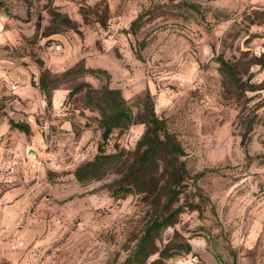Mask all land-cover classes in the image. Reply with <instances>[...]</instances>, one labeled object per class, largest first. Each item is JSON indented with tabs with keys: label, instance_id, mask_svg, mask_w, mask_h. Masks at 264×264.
I'll use <instances>...</instances> for the list:
<instances>
[{
	"label": "rangeland",
	"instance_id": "374dc122",
	"mask_svg": "<svg viewBox=\"0 0 264 264\" xmlns=\"http://www.w3.org/2000/svg\"><path fill=\"white\" fill-rule=\"evenodd\" d=\"M1 1L0 264H125L158 206L144 193L112 194L122 162L100 179L75 171L100 144L129 163L149 97L189 174L182 212L159 243L176 237L192 251L166 264H264V0ZM79 67L110 79L65 75ZM82 83L95 97L120 89L135 123L104 142L86 88L70 94ZM12 111L29 134L9 128Z\"/></svg>",
	"mask_w": 264,
	"mask_h": 264
},
{
	"label": "trees",
	"instance_id": "16d2710c",
	"mask_svg": "<svg viewBox=\"0 0 264 264\" xmlns=\"http://www.w3.org/2000/svg\"><path fill=\"white\" fill-rule=\"evenodd\" d=\"M3 6L0 0V7ZM59 16V14L57 15ZM66 23L71 24L70 19ZM134 21L132 26H135ZM55 33V32H53ZM221 73L231 82L236 80L235 70L223 57H218ZM103 74L108 80L110 74L99 68L79 67L65 72V75ZM50 71L44 69L40 77L39 88L45 95L47 106L52 105V93L48 86ZM86 88V101L93 105L101 114L100 125L102 139L108 140L114 129L121 130L135 123L131 107L122 96L121 90L105 86L99 96H94V89L87 83H82L71 93ZM55 89V88H54ZM148 116L147 129L138 140L131 161L123 160V152L105 153L100 144L99 152L93 160L79 165L75 171L78 180L100 179L110 171L118 168L122 162L123 172L112 189V194L127 195L144 193L152 198L151 203L158 206V211L151 217L137 240L134 251L125 259V264H166V261L181 253L189 254L192 246L189 242L179 243L176 237L171 238L167 244L160 246L161 234L167 227L173 226L182 212L178 206L179 196L186 187L189 178L185 162L181 159L185 151L173 133H170L163 119L155 112L151 98L146 105ZM11 128L18 129L25 134L31 132L30 125L24 121L10 119ZM204 172L196 175L199 179ZM157 258L150 261V258Z\"/></svg>",
	"mask_w": 264,
	"mask_h": 264
},
{
	"label": "crops",
	"instance_id": "0c3cea01",
	"mask_svg": "<svg viewBox=\"0 0 264 264\" xmlns=\"http://www.w3.org/2000/svg\"><path fill=\"white\" fill-rule=\"evenodd\" d=\"M3 24H4V20H3V18H0V26H3ZM32 95L34 96V99H36L37 96H40V98H42V94H41L40 91L37 90L36 88H33ZM56 98H57V96H56ZM43 102H44V101H43ZM14 108H15V107H14ZM25 112H27V110H25ZM12 113H13V115L15 114V112L12 111L9 115H10L11 118H13L12 120H14L15 118H14L13 115H11ZM16 116H17V117H20L21 114L17 113ZM9 128H11V127L9 126Z\"/></svg>",
	"mask_w": 264,
	"mask_h": 264
},
{
	"label": "built area",
	"instance_id": "2783aa9c",
	"mask_svg": "<svg viewBox=\"0 0 264 264\" xmlns=\"http://www.w3.org/2000/svg\"><path fill=\"white\" fill-rule=\"evenodd\" d=\"M52 48H53V50L56 51V52H59V51L61 50V46H60L59 44H55ZM11 89H12L13 91H16V90L18 89V85H17V84H13V85L11 86Z\"/></svg>",
	"mask_w": 264,
	"mask_h": 264
}]
</instances>
